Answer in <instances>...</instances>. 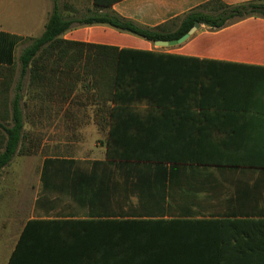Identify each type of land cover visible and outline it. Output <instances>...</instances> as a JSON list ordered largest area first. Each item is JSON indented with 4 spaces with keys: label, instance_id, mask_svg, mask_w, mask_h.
Wrapping results in <instances>:
<instances>
[{
    "label": "crops",
    "instance_id": "1",
    "mask_svg": "<svg viewBox=\"0 0 264 264\" xmlns=\"http://www.w3.org/2000/svg\"><path fill=\"white\" fill-rule=\"evenodd\" d=\"M206 1L119 0L104 10L154 27ZM55 4L75 19L65 39L163 53V92L150 94L163 105L134 95L131 102H120L117 143L161 144L177 158L163 159L159 169L145 165L155 161L108 158L115 127L110 117L105 126L101 123V105L89 102L82 80L47 77L41 84L21 77L19 57L29 38L43 34ZM94 10V0H32L31 8L15 18L0 10V144L3 126L12 124L9 77L2 68L16 63L10 98L20 97L25 142L40 128V115L49 123L69 116L72 99L83 114L94 113L96 129L106 131L97 157L17 153L0 171V264L9 263L32 220L146 221L132 223L140 229L130 235L140 257L163 264L244 255L240 221L264 219V18L248 17L220 29L201 24L185 42L160 46L109 25L79 22ZM17 155L26 156L19 160L22 165L33 159L40 165L12 169ZM128 162H140L142 168ZM46 238L65 244L73 237L69 228L54 227Z\"/></svg>",
    "mask_w": 264,
    "mask_h": 264
},
{
    "label": "trees",
    "instance_id": "2",
    "mask_svg": "<svg viewBox=\"0 0 264 264\" xmlns=\"http://www.w3.org/2000/svg\"><path fill=\"white\" fill-rule=\"evenodd\" d=\"M117 1L119 0H94L96 10L79 19V22L109 25L155 42L179 39L197 21L212 29H220L248 17L264 18V0H247L234 4L224 0H208L163 24L151 27L125 18L112 10H104L111 8ZM74 22L75 19L66 18L55 4L43 34L29 38V45L19 57L21 77L28 75L32 82L39 80L41 84L47 83L44 81L47 77H72L82 80L88 99L101 105L103 115L105 114V118L103 115L101 118L107 121V117H110L115 127L110 133L108 158L155 161L145 162V165L147 168H163V159L177 156L168 153V149L161 144H119L117 142L120 141L122 132L116 130L115 126L116 119L121 116L118 104L122 101L131 102L138 98L146 99L150 104L163 105V102L160 103L162 99L150 96L163 92V53L65 39L63 34ZM15 65L2 68L5 77H9L7 102L11 109L12 124L3 126L6 135L2 134L0 144V171L11 163L17 153L32 154L40 146L33 140H29L31 144H25L28 136L24 132L20 97L13 100L10 98L12 77H16ZM111 102H115L117 107L111 106ZM151 117L153 115L147 116ZM106 222L108 221L77 219L29 221L8 264H163L152 257H140L141 252L137 249L135 236L130 235V232L140 229L134 228L132 223L146 221L108 222L114 223L111 224L114 226H106ZM240 222L241 230L246 236L244 245L240 248L244 255L204 256L195 264H264V219ZM54 227L69 228L73 238L65 244L59 241L52 243L46 238V233ZM41 234L44 236H40ZM233 245L238 246L237 243Z\"/></svg>",
    "mask_w": 264,
    "mask_h": 264
},
{
    "label": "rangeland",
    "instance_id": "3",
    "mask_svg": "<svg viewBox=\"0 0 264 264\" xmlns=\"http://www.w3.org/2000/svg\"><path fill=\"white\" fill-rule=\"evenodd\" d=\"M32 0H0V10H5L11 14L12 18H15L17 14H23L28 9L31 8ZM16 76L18 74L19 64L16 63ZM85 91V90H83ZM11 92V91H10ZM11 95V94H10ZM41 100H46L41 98ZM90 102V100H89ZM107 104V103H106ZM90 105V104H89ZM81 105L78 104L75 99L69 106L71 114L69 116L56 117L54 122L49 123L46 121V116L40 115L41 122L40 128L32 132V138L36 145H40L36 152L32 154H37L39 157H44L46 155H67L73 156L79 159H86L91 156H98L97 148L103 147V137L105 136V128L96 129L93 124L94 113L83 114L79 109ZM103 115V114H102ZM101 115H98V117ZM67 117L70 122H67ZM105 118V114L103 115ZM65 118L66 122L63 121ZM101 118V123L105 126L106 119ZM85 126V127H83ZM26 145L31 144L30 142H25ZM26 155V154H21ZM17 155L16 160L10 168L14 169L18 166V169L28 166L29 169H36L37 159H33L30 162L21 164L19 160L26 156ZM31 155V154H27ZM82 165H87L91 167L93 165L92 161H81ZM22 165V166H20ZM20 166V167H19ZM39 166L38 168H40ZM112 168H125L120 165H115ZM133 168V167H129ZM134 168H142V166L137 165Z\"/></svg>",
    "mask_w": 264,
    "mask_h": 264
},
{
    "label": "water",
    "instance_id": "4",
    "mask_svg": "<svg viewBox=\"0 0 264 264\" xmlns=\"http://www.w3.org/2000/svg\"><path fill=\"white\" fill-rule=\"evenodd\" d=\"M200 27H201V23L199 21H197L195 23V25L186 34H184L179 39H173V40H157V41H155V43L158 44V45H160V46H174V45L181 44V43L185 42Z\"/></svg>",
    "mask_w": 264,
    "mask_h": 264
}]
</instances>
